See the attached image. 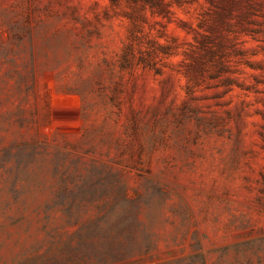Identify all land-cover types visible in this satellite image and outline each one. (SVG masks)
I'll return each instance as SVG.
<instances>
[{
	"label": "rangeland",
	"instance_id": "rangeland-1",
	"mask_svg": "<svg viewBox=\"0 0 264 264\" xmlns=\"http://www.w3.org/2000/svg\"><path fill=\"white\" fill-rule=\"evenodd\" d=\"M0 264H264V0H0Z\"/></svg>",
	"mask_w": 264,
	"mask_h": 264
}]
</instances>
